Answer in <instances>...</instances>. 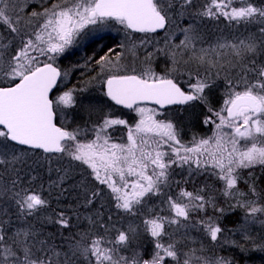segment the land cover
Wrapping results in <instances>:
<instances>
[{
  "label": "snow or ice",
  "instance_id": "6c2138e0",
  "mask_svg": "<svg viewBox=\"0 0 264 264\" xmlns=\"http://www.w3.org/2000/svg\"><path fill=\"white\" fill-rule=\"evenodd\" d=\"M221 20L228 35L208 27ZM111 21L128 42L86 56L96 75L56 95L81 68L58 61ZM0 22V264L264 262V0H55L42 11L0 0ZM104 98L139 120L114 117ZM197 106L212 135L185 141Z\"/></svg>",
  "mask_w": 264,
  "mask_h": 264
},
{
  "label": "trees",
  "instance_id": "16d2710c",
  "mask_svg": "<svg viewBox=\"0 0 264 264\" xmlns=\"http://www.w3.org/2000/svg\"><path fill=\"white\" fill-rule=\"evenodd\" d=\"M46 7H49L51 4L50 2L44 3ZM41 7H43L41 5ZM208 27L212 32H216L217 29H219V31H225V35H228V29L225 27V22L224 21H220V24L217 22L215 23V21L211 22L208 21ZM219 24V25H218ZM233 31V30H232ZM0 33H5L6 34V28L4 27V25L0 22ZM163 32L159 33L158 35H156L157 38H161ZM118 43L116 37H111V36H106V37H102L98 40L93 41L92 43H90L88 46H86V50L85 53L86 56L88 55H93L95 54V57L98 58L99 55H104V50L106 49V47H108V45L110 43H112L113 46H116V44ZM115 49V48H114ZM85 56L83 57H78V54H71L69 55L67 58H61L60 61H58L60 67L62 70L64 69H68L70 68L71 65L73 64H81L84 63L82 62L84 60ZM82 67V66H81ZM83 71V70H82ZM74 72V75L72 76V85L73 87H82L83 86V81L86 79H89L91 76H95L96 75V71H84V72ZM77 76H75L76 73ZM83 73V74H81ZM71 87V85H69ZM91 89V94L93 96H99V93L95 90L96 88H98L99 86L96 85H91L89 86ZM57 91V90H56ZM219 101H220V96L219 94H217L214 98H213V104L218 107L219 106ZM104 105H105V109L106 111H111V113L113 114L114 117H120L122 119H126L129 123V125H134L136 123L135 117L134 115L131 114L130 109L124 108L121 105H116L115 102L110 101V99L108 98H104ZM183 108L185 114H189L192 113L193 110L192 109H188L185 106H178V105H174V106H168L166 107V111L168 112H174L177 111L179 109ZM205 110L200 107L197 106L196 109L194 110V117H193V122L192 123H188L187 121L185 122V132H184V140L187 141L189 139H191V134L192 133H197L199 135H206V136H211L212 135V129L213 126L212 125H208V126H202L200 125L198 122H196L195 117L199 116L200 119L203 118V114H204ZM75 123H82V118L78 117L75 121ZM116 130L112 131V129H109V131L112 133L113 137H114V142L117 143H124L126 142L125 139H123L124 137H126V133H125V127H120V126H115ZM181 170L177 169V172L180 173ZM256 176H260V170L257 169L254 173ZM184 176H186V172L183 173ZM244 175L246 176L247 173L245 172ZM175 180H181L182 179V175L181 174H177L174 176ZM201 177H197L194 181V183H189L186 185H181L182 187H186L189 191H193L194 186L198 187L201 182H202ZM209 184L214 185L217 189H219L222 185L220 183L215 182L214 180H209L208 181ZM241 190L244 192H247V187L243 184L240 185ZM261 189H264V177H261V179L259 181H257V190L260 191ZM179 189L176 188L175 186H173V194L175 192H178ZM234 203V201H232ZM154 205H158L159 207H164V205L161 204L160 200L158 199H153L152 201L149 202V207H152ZM221 206H223V200H221ZM161 214H167L166 212H163ZM209 215H211V212H209ZM113 219H116V216H113ZM237 219V217H230L228 218L225 222L228 223V225L231 227V221ZM126 222H134L135 224H140V217H136L135 220H131V218H128L126 220ZM119 227V224L117 225ZM142 228V225H141ZM258 233V232H257ZM235 239H239V237H235ZM150 247V246H149ZM223 254H227V255H233L235 256L238 260H241V258H239L237 255L238 252L236 250H230L229 252H224ZM252 264H264V262L260 261L259 259H254L251 262ZM241 264H248L245 261L241 260Z\"/></svg>",
  "mask_w": 264,
  "mask_h": 264
},
{
  "label": "rangeland",
  "instance_id": "374dc122",
  "mask_svg": "<svg viewBox=\"0 0 264 264\" xmlns=\"http://www.w3.org/2000/svg\"><path fill=\"white\" fill-rule=\"evenodd\" d=\"M50 1H51V3L55 2V0H26L29 8L32 9V10H37V11H42L43 7H46L44 3H47V2H50ZM21 3L23 4V0H21ZM41 5L43 7H41ZM50 6H51V4H50ZM221 21H224V20H221ZM211 22H213V21H211ZM215 23H217V22L215 21ZM218 23L220 24V22H218ZM233 31H235V29H233ZM220 32H223L225 34V31H220ZM144 35L145 34L133 32L132 33V40L136 41V42H139V40ZM106 36L116 37L118 43L116 42L117 43L116 46H113L112 43H110L108 45V47H106V49L104 50L103 54H105L108 51L109 48H113V49L115 48L116 51L119 52V51H121V49L118 47V45H120L121 43H127L128 42L126 40L127 31L125 30L124 26L120 25L116 21H111L110 23H108L106 25H102V26H89V29L86 30V33H85L83 39L80 40L78 45H76V46H74L72 48V50H71L72 54L73 55L78 54V57H83V56L86 57V54H87V53H85L86 46H88L93 41L98 40V39H100L102 37H106ZM163 36H164V33L162 34L161 38H157V37H155V38L157 40H161ZM180 39H182V36L180 37ZM174 42L178 43L179 40L177 39ZM82 62H84V60ZM80 66H82L80 68V71H82V70H83L82 72L89 71V69H86V68L83 67V63H81ZM96 70L98 71V69H96ZM80 71H78V72H80ZM78 72L75 74V76H77V74H79ZM73 75H74V73H72V75L69 76L68 78L64 79L63 83L60 85L59 89L56 91V93H55L56 95H59L62 91H65L68 88H72L73 87V85H72L73 82L71 81L72 80L71 78H72ZM69 85H71V87ZM139 106L140 107L156 108V106L150 105V104H140ZM130 112H131L132 115H134L135 120L137 122L139 120L138 113H136L133 109H130ZM134 125H132V126H134ZM120 127H124V126H120ZM125 133H126V130H125ZM261 202L264 203V200H262ZM257 232H258L257 234H259V228L258 227H257ZM233 238L235 239V237H233ZM223 255H227V254H223ZM237 256L239 258H241L239 255H237ZM251 262L252 261H247L246 263L252 264Z\"/></svg>",
  "mask_w": 264,
  "mask_h": 264
},
{
  "label": "water",
  "instance_id": "95a60500",
  "mask_svg": "<svg viewBox=\"0 0 264 264\" xmlns=\"http://www.w3.org/2000/svg\"><path fill=\"white\" fill-rule=\"evenodd\" d=\"M163 31H161L160 33H162ZM141 104H150V105H154V106H156V107H159V106H157V105H155L154 103H152V102H146V103H141ZM122 106V105H121ZM123 107H125V106H123ZM166 107H168V106H166ZM126 108V107H125Z\"/></svg>",
  "mask_w": 264,
  "mask_h": 264
}]
</instances>
